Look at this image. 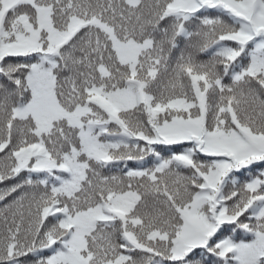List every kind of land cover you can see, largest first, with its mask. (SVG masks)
<instances>
[{
	"label": "snow or ice",
	"instance_id": "6c2138e0",
	"mask_svg": "<svg viewBox=\"0 0 264 264\" xmlns=\"http://www.w3.org/2000/svg\"><path fill=\"white\" fill-rule=\"evenodd\" d=\"M0 264H264V0H0Z\"/></svg>",
	"mask_w": 264,
	"mask_h": 264
}]
</instances>
